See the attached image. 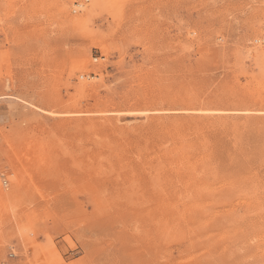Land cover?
Returning a JSON list of instances; mask_svg holds the SVG:
<instances>
[{
  "label": "rangeland",
  "instance_id": "374dc122",
  "mask_svg": "<svg viewBox=\"0 0 264 264\" xmlns=\"http://www.w3.org/2000/svg\"><path fill=\"white\" fill-rule=\"evenodd\" d=\"M0 264H264V0H0Z\"/></svg>",
  "mask_w": 264,
  "mask_h": 264
},
{
  "label": "built area",
  "instance_id": "2783aa9c",
  "mask_svg": "<svg viewBox=\"0 0 264 264\" xmlns=\"http://www.w3.org/2000/svg\"><path fill=\"white\" fill-rule=\"evenodd\" d=\"M6 184V183H5Z\"/></svg>",
  "mask_w": 264,
  "mask_h": 264
}]
</instances>
